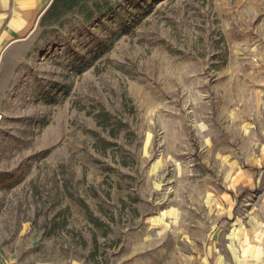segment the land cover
<instances>
[{"label":"rangeland","instance_id":"374dc122","mask_svg":"<svg viewBox=\"0 0 264 264\" xmlns=\"http://www.w3.org/2000/svg\"><path fill=\"white\" fill-rule=\"evenodd\" d=\"M45 12L0 58V264H264V0Z\"/></svg>","mask_w":264,"mask_h":264},{"label":"crops","instance_id":"0c3cea01","mask_svg":"<svg viewBox=\"0 0 264 264\" xmlns=\"http://www.w3.org/2000/svg\"><path fill=\"white\" fill-rule=\"evenodd\" d=\"M52 0H0V58L3 50L28 30L33 17L42 14Z\"/></svg>","mask_w":264,"mask_h":264},{"label":"trees","instance_id":"16d2710c","mask_svg":"<svg viewBox=\"0 0 264 264\" xmlns=\"http://www.w3.org/2000/svg\"><path fill=\"white\" fill-rule=\"evenodd\" d=\"M91 1V0H52L50 6L47 8L44 16L42 17V24L46 25V23L57 22L62 20V17L70 14L75 11L82 4ZM98 117H102L106 121H109L110 115L107 111L102 110ZM122 124V123H120ZM117 131L114 128H111L110 135L116 137ZM103 142L109 143L107 141L101 140ZM87 208L86 203H82Z\"/></svg>","mask_w":264,"mask_h":264}]
</instances>
